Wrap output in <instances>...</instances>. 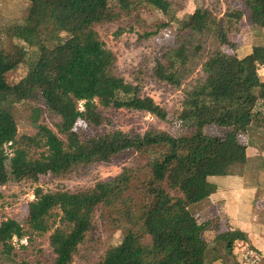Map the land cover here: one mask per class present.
<instances>
[{"label": "trees", "instance_id": "trees-1", "mask_svg": "<svg viewBox=\"0 0 264 264\" xmlns=\"http://www.w3.org/2000/svg\"><path fill=\"white\" fill-rule=\"evenodd\" d=\"M242 1L250 24L264 29V0ZM29 2L23 23L11 26L8 33L27 46L35 44L38 52L27 65L25 75L9 83L5 75L18 66L27 50L18 45L14 46V54L0 49V95L17 100L42 98L60 117L57 132L65 135V141L46 125H38L35 135L25 138L32 143L41 142L46 150L32 158L25 147L17 145L21 142L17 139L15 119L0 111V184L25 179L36 182L40 175H58L92 162H111L128 151L145 158L146 175L138 179L131 168H125L91 188L74 192L44 191L37 186L21 220L7 218L0 222V264L11 260V241L13 237L25 236V226L36 233L50 229L54 209L60 211L66 229L56 227L49 235L55 255L52 264H71L73 254L91 227L97 206L107 209L113 227L121 228L123 235L94 264H206V232L216 223V231L220 233V224L217 218L199 222L189 206L216 191L217 185L208 179L210 176L229 174L233 165L246 160L247 146L238 140L239 130L252 122L264 127V113L257 108L258 101L264 105V43L255 44L249 54L240 57L237 42L223 19L208 9H195L180 23L191 35L165 50L164 60H158L153 70L156 79L180 87L192 70V62L201 61L203 77L186 85L183 109L171 119L174 126L185 132L172 135L151 128L143 133L118 129L87 133L79 123L102 125L104 118L99 105L146 111L166 119L163 107L151 97L141 96L136 85L115 74V56L94 27L118 16L114 6L129 12L136 6L148 5L166 12L171 3L168 0ZM243 15L238 10L226 13L225 17L239 21ZM41 25L54 32L50 43L39 39ZM207 40L215 48L203 58ZM80 101L82 109L78 106ZM37 117L32 120L36 122ZM210 124L223 132L206 134L204 127ZM7 144L13 149L11 155L5 150ZM170 190L180 195L172 196ZM144 236L150 237L149 243L143 241ZM216 241H223L221 248L228 255L234 242H248L242 230L227 228L216 236Z\"/></svg>", "mask_w": 264, "mask_h": 264}, {"label": "rangeland", "instance_id": "rangeland-1", "mask_svg": "<svg viewBox=\"0 0 264 264\" xmlns=\"http://www.w3.org/2000/svg\"><path fill=\"white\" fill-rule=\"evenodd\" d=\"M171 3L166 12H161L148 5L134 7L129 12L114 6L118 16L113 21L103 22L95 25V30L100 39L105 43L115 56L114 72L126 82L136 85L141 96L151 97L157 104L167 112L165 120H161L146 111L129 108H114L98 106L104 118L102 125L98 127L87 126L83 122L79 125L87 133L103 132L111 130H122L124 132H138L155 128L166 131L172 135L185 132V129L174 126L171 119L183 109L185 100V88L194 80L203 77L201 61L192 62V70L180 87L172 86L164 81L156 79L153 70L158 60L163 61L162 54L168 48L175 47L180 41L191 35L190 31L183 30L181 22L186 20L195 9L205 8L216 17H221L229 27L232 38L237 42V54L240 57L251 52L255 44L264 43V29H259L250 24L248 11L242 0H168ZM29 0H0V49L6 53L14 54V46H24L26 55L18 66L5 75L9 83L17 82L27 71V65L31 64L38 52L36 45L27 46L22 41L9 35V28L21 24L29 12ZM241 10L244 15L239 21L225 17L226 13ZM39 39L50 43L54 32L45 25L38 28ZM215 46L210 40L202 57L209 55ZM231 51V50H229ZM16 58V57H15ZM82 101L78 103L81 109ZM257 108L263 110L262 101H258ZM0 111L12 116L18 128L17 139L22 147H25L29 155L35 158L40 152L45 151L41 142L32 143L25 136L33 137L38 130V125L43 124L52 129L65 141V135L57 132L56 125L60 117L48 108L44 100H17L8 95H0ZM263 112V111H262ZM35 115L37 120L34 122ZM252 122L239 130L238 140L247 145L249 153L256 151L264 155V127L256 126ZM240 127V125H237ZM225 131V129H224ZM204 132L209 135H219L223 129L210 124L204 127ZM24 138H23V137ZM37 138V137H34ZM37 140V139H35ZM5 150L11 155L13 149L8 144ZM145 158L140 154L128 151L115 156L111 162H92L85 165H77L62 174H43L34 182L29 179L14 181L9 180L0 184V222L7 218L21 220L24 216L28 202L34 199V189L39 186L44 191H78L91 188L96 182L109 179L119 174L125 168H131L137 174L138 179L144 178ZM248 164V163H247ZM253 163L248 164V169ZM264 182V176L262 177ZM260 197L264 199V190ZM172 196L180 195L175 190H170ZM137 197L136 194H132ZM131 195V196H132ZM260 197L259 200H260ZM190 207L196 217L204 219L202 208ZM208 209V206H206ZM264 212V205L260 206ZM216 210H209L205 216H214ZM61 213L58 209L53 210L49 219L50 229L44 233H36L25 226L26 234L22 238L13 237V250L11 260L4 261L5 264H52L55 255L49 245V235L54 228L66 229V224L60 220ZM225 217V216H224ZM223 223H225L223 221ZM220 221V233L225 232L224 224ZM108 211L103 206H97L92 214L91 227L83 241L78 245L73 254L71 264H94L98 262L105 251L120 242L123 230L114 228ZM226 227V226H225ZM227 228V227H226ZM230 229L232 227L230 226ZM263 231V230H262ZM220 233H206L208 249L206 251V264H264V235L245 241H236L231 247V252L221 248L222 242L216 241ZM248 235V234H247ZM248 237H250L248 235ZM145 243L150 242L149 236H144ZM0 245V263L2 261ZM217 249V250H216Z\"/></svg>", "mask_w": 264, "mask_h": 264}, {"label": "crops", "instance_id": "crops-1", "mask_svg": "<svg viewBox=\"0 0 264 264\" xmlns=\"http://www.w3.org/2000/svg\"><path fill=\"white\" fill-rule=\"evenodd\" d=\"M257 28L263 29L261 27ZM249 53L247 52L243 56ZM261 111L264 113V108ZM249 151L250 149L247 147L246 160L243 163L233 165L231 173L210 176L208 179L217 185L216 191L209 197L189 206V208L191 206L196 208L195 210L202 208L204 219H198L199 222L217 218V223L220 224V221L225 222L223 223L225 229L226 227L230 229L231 226L232 229L242 230L248 240L264 235V212L260 209V206L264 205V199L260 197L259 192V190L261 192L262 189L264 190L262 179L264 176V155H260L256 151H252L254 154L251 155ZM247 163H253V165L248 169ZM258 197H260V200ZM206 206H208V209H206ZM211 209L216 210V214L205 216ZM217 227L215 223L206 233L216 234Z\"/></svg>", "mask_w": 264, "mask_h": 264}, {"label": "built area", "instance_id": "built-area-1", "mask_svg": "<svg viewBox=\"0 0 264 264\" xmlns=\"http://www.w3.org/2000/svg\"><path fill=\"white\" fill-rule=\"evenodd\" d=\"M81 109H82V107H81Z\"/></svg>", "mask_w": 264, "mask_h": 264}]
</instances>
